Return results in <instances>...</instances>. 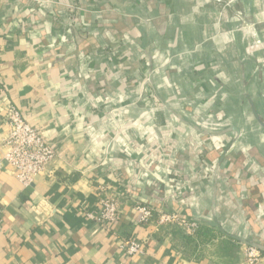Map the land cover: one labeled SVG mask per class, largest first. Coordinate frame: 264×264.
<instances>
[{
  "label": "crops",
  "instance_id": "0c3cea01",
  "mask_svg": "<svg viewBox=\"0 0 264 264\" xmlns=\"http://www.w3.org/2000/svg\"><path fill=\"white\" fill-rule=\"evenodd\" d=\"M239 5L0 0V264H264V1ZM12 105L56 153L29 186L4 159Z\"/></svg>",
  "mask_w": 264,
  "mask_h": 264
},
{
  "label": "built area",
  "instance_id": "2783aa9c",
  "mask_svg": "<svg viewBox=\"0 0 264 264\" xmlns=\"http://www.w3.org/2000/svg\"><path fill=\"white\" fill-rule=\"evenodd\" d=\"M6 125L8 131L3 142L4 159L15 170L16 178L29 186L38 176L46 173L56 158L55 150L13 105L8 109ZM137 209L142 214L143 223L152 219L153 213L149 207L140 206ZM117 214L118 203L112 199H105L99 203V216L94 218L90 215V218L101 226L109 227L116 221ZM159 221L168 224L176 222L177 218L163 214L159 217ZM195 228L196 225L193 224L191 229ZM122 249L127 255L134 256L143 251V244L136 240H127L122 244ZM245 256L248 264H257L262 258V252L249 246Z\"/></svg>",
  "mask_w": 264,
  "mask_h": 264
},
{
  "label": "rangeland",
  "instance_id": "374dc122",
  "mask_svg": "<svg viewBox=\"0 0 264 264\" xmlns=\"http://www.w3.org/2000/svg\"><path fill=\"white\" fill-rule=\"evenodd\" d=\"M218 4H220V6L222 7V12L223 13H228L229 15H232L233 16H238L239 14L243 13V17L244 18H247L248 16H246V12L245 10L242 9V7L239 5V0H216ZM264 1V0H263ZM231 9V11H230ZM240 16V15H239ZM242 19V17H241ZM159 220V219H158ZM158 223L161 225V226H166L168 224H165V223H161L160 221H158ZM185 235L184 234V231L182 229L179 230V236H183ZM206 238H208L206 236ZM211 239H214V237H210ZM192 241L189 242L187 245H184L183 248H186V250H188L189 252H191L192 254L193 253H198V245L196 244V238L195 237H191ZM183 243L184 242V239L182 240ZM225 252V250H224Z\"/></svg>",
  "mask_w": 264,
  "mask_h": 264
},
{
  "label": "trees",
  "instance_id": "16d2710c",
  "mask_svg": "<svg viewBox=\"0 0 264 264\" xmlns=\"http://www.w3.org/2000/svg\"><path fill=\"white\" fill-rule=\"evenodd\" d=\"M207 237H212L213 235L212 234H205ZM203 236V235H201ZM183 239H184V242L185 244L187 245L189 242L192 241L191 237L189 236H186V235H183ZM197 244V243H196Z\"/></svg>",
  "mask_w": 264,
  "mask_h": 264
}]
</instances>
